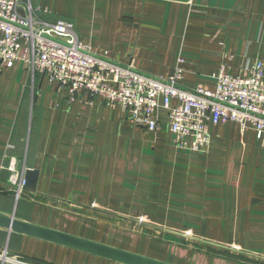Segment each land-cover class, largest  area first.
Wrapping results in <instances>:
<instances>
[{
  "label": "crops",
  "instance_id": "0c3cea01",
  "mask_svg": "<svg viewBox=\"0 0 264 264\" xmlns=\"http://www.w3.org/2000/svg\"><path fill=\"white\" fill-rule=\"evenodd\" d=\"M21 4L147 75L169 77L181 58L189 89L213 90V75L264 64V0ZM74 98L22 63L0 67L1 213L171 264H264V137L227 123L210 128L206 152L178 150L164 110L148 132L97 97ZM11 159L23 178L37 171L22 201L4 190ZM3 252L28 264H113L0 230Z\"/></svg>",
  "mask_w": 264,
  "mask_h": 264
},
{
  "label": "built area",
  "instance_id": "2783aa9c",
  "mask_svg": "<svg viewBox=\"0 0 264 264\" xmlns=\"http://www.w3.org/2000/svg\"><path fill=\"white\" fill-rule=\"evenodd\" d=\"M21 0H0V67L22 63L34 76L39 74L69 95L97 97L108 107H118L129 123L157 132L156 113L166 112L168 131L178 150L204 153L210 143V128L235 123L264 137V64H246L238 75L212 76L213 90L181 86L183 60L163 78L138 71L132 64L114 62L83 45L69 22L46 24L36 21ZM174 103V104H173ZM11 159L7 184L15 199L23 196V171ZM1 264H28L0 253Z\"/></svg>",
  "mask_w": 264,
  "mask_h": 264
},
{
  "label": "water",
  "instance_id": "95a60500",
  "mask_svg": "<svg viewBox=\"0 0 264 264\" xmlns=\"http://www.w3.org/2000/svg\"><path fill=\"white\" fill-rule=\"evenodd\" d=\"M37 171L24 172V189L35 191ZM0 230L44 243L74 250L89 256L110 261L113 264H171L89 239L77 237L57 230L37 226L0 212Z\"/></svg>",
  "mask_w": 264,
  "mask_h": 264
},
{
  "label": "rangeland",
  "instance_id": "374dc122",
  "mask_svg": "<svg viewBox=\"0 0 264 264\" xmlns=\"http://www.w3.org/2000/svg\"><path fill=\"white\" fill-rule=\"evenodd\" d=\"M112 61H114V60H112ZM114 62H116V61H114ZM4 188H5L4 190L7 191V192H10V190H11V187L7 183L4 185ZM28 196L29 195L24 192L23 196L20 197L21 200L20 199L19 200L20 201L25 200V199H27L26 197H28ZM32 196H34V195L31 194L30 197H32ZM1 197H3V196H1ZM1 197H0V200L5 199V198H1ZM5 202H6V204H8V202L6 200H5ZM13 205H14V203H13ZM111 236H116V235L114 234V232H112Z\"/></svg>",
  "mask_w": 264,
  "mask_h": 264
},
{
  "label": "trees",
  "instance_id": "16d2710c",
  "mask_svg": "<svg viewBox=\"0 0 264 264\" xmlns=\"http://www.w3.org/2000/svg\"><path fill=\"white\" fill-rule=\"evenodd\" d=\"M106 261V260H105ZM109 263H112V262H110V261H108Z\"/></svg>",
  "mask_w": 264,
  "mask_h": 264
}]
</instances>
